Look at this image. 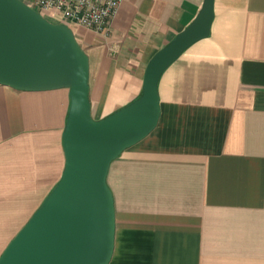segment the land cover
<instances>
[{
    "label": "crops",
    "instance_id": "obj_1",
    "mask_svg": "<svg viewBox=\"0 0 264 264\" xmlns=\"http://www.w3.org/2000/svg\"><path fill=\"white\" fill-rule=\"evenodd\" d=\"M202 0H121L80 28L98 119L134 99L150 55ZM208 35L157 81L154 128L110 161L108 264H264V0H213ZM67 88L0 85V252L58 180Z\"/></svg>",
    "mask_w": 264,
    "mask_h": 264
},
{
    "label": "water",
    "instance_id": "obj_2",
    "mask_svg": "<svg viewBox=\"0 0 264 264\" xmlns=\"http://www.w3.org/2000/svg\"><path fill=\"white\" fill-rule=\"evenodd\" d=\"M213 0L147 59L139 94L98 119L88 102V57L73 31L23 0H0V85L19 91L67 88L60 176L0 252V264H108L114 209L105 177L111 160L144 138L159 115L157 81L208 35Z\"/></svg>",
    "mask_w": 264,
    "mask_h": 264
},
{
    "label": "built area",
    "instance_id": "obj_3",
    "mask_svg": "<svg viewBox=\"0 0 264 264\" xmlns=\"http://www.w3.org/2000/svg\"><path fill=\"white\" fill-rule=\"evenodd\" d=\"M42 17L54 23L83 27L105 36L121 0H23ZM49 18V19H48ZM55 19V21H52Z\"/></svg>",
    "mask_w": 264,
    "mask_h": 264
},
{
    "label": "rangeland",
    "instance_id": "obj_4",
    "mask_svg": "<svg viewBox=\"0 0 264 264\" xmlns=\"http://www.w3.org/2000/svg\"><path fill=\"white\" fill-rule=\"evenodd\" d=\"M52 21H55V19H52ZM70 28L72 29L73 34H74L77 42L80 43V37H81V35H80V32L79 31H80V28H82V27H78V26H73L72 25V26H70Z\"/></svg>",
    "mask_w": 264,
    "mask_h": 264
}]
</instances>
